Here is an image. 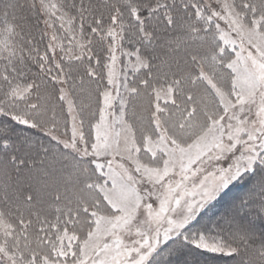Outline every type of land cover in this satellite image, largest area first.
Returning a JSON list of instances; mask_svg holds the SVG:
<instances>
[{
    "label": "snow or ice",
    "instance_id": "6c2138e0",
    "mask_svg": "<svg viewBox=\"0 0 264 264\" xmlns=\"http://www.w3.org/2000/svg\"><path fill=\"white\" fill-rule=\"evenodd\" d=\"M225 258L264 264V0H0V264Z\"/></svg>",
    "mask_w": 264,
    "mask_h": 264
},
{
    "label": "trees",
    "instance_id": "16d2710c",
    "mask_svg": "<svg viewBox=\"0 0 264 264\" xmlns=\"http://www.w3.org/2000/svg\"><path fill=\"white\" fill-rule=\"evenodd\" d=\"M242 191V190H241ZM231 195V194H230ZM221 264H228L227 258L225 260L221 261Z\"/></svg>",
    "mask_w": 264,
    "mask_h": 264
}]
</instances>
